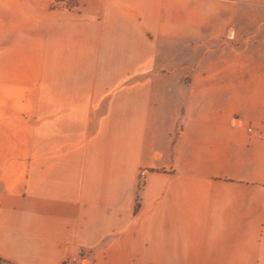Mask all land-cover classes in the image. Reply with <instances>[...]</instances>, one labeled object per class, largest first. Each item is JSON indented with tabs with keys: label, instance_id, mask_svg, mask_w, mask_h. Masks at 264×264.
Segmentation results:
<instances>
[{
	"label": "crops",
	"instance_id": "crops-1",
	"mask_svg": "<svg viewBox=\"0 0 264 264\" xmlns=\"http://www.w3.org/2000/svg\"><path fill=\"white\" fill-rule=\"evenodd\" d=\"M65 1L0 0V264H264V0Z\"/></svg>",
	"mask_w": 264,
	"mask_h": 264
},
{
	"label": "built area",
	"instance_id": "built-area-1",
	"mask_svg": "<svg viewBox=\"0 0 264 264\" xmlns=\"http://www.w3.org/2000/svg\"><path fill=\"white\" fill-rule=\"evenodd\" d=\"M65 6L71 7L72 3L70 1H65ZM251 131L250 128H248ZM61 264H88V257L86 251L79 248L73 254L66 257Z\"/></svg>",
	"mask_w": 264,
	"mask_h": 264
},
{
	"label": "trees",
	"instance_id": "trees-1",
	"mask_svg": "<svg viewBox=\"0 0 264 264\" xmlns=\"http://www.w3.org/2000/svg\"><path fill=\"white\" fill-rule=\"evenodd\" d=\"M135 208H136V206H135Z\"/></svg>",
	"mask_w": 264,
	"mask_h": 264
}]
</instances>
